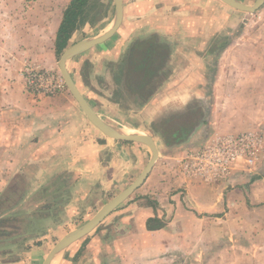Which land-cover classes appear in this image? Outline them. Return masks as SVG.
<instances>
[{
	"label": "crops",
	"instance_id": "obj_1",
	"mask_svg": "<svg viewBox=\"0 0 264 264\" xmlns=\"http://www.w3.org/2000/svg\"><path fill=\"white\" fill-rule=\"evenodd\" d=\"M122 1L116 33L68 69L106 124L150 135L159 158L125 203L52 264H264V118L254 116L252 98L264 94L256 80L264 54L252 53L256 39L242 40L248 24L240 21L264 5L247 13L221 0ZM21 2L0 0V206L11 205L0 207V239L14 237V221L41 230L55 220L56 230L38 231L30 246L43 264L45 249L130 187L152 153L103 133L68 88L55 97L33 94L24 74L27 66H55L72 45L109 31L114 0L91 8L104 18L79 23L60 53L57 36L72 0L63 8L62 0ZM243 134L256 141L252 164L239 159L225 173L202 174L185 166L190 153ZM18 206L22 217L6 219ZM51 235L58 239L48 242Z\"/></svg>",
	"mask_w": 264,
	"mask_h": 264
},
{
	"label": "water",
	"instance_id": "obj_2",
	"mask_svg": "<svg viewBox=\"0 0 264 264\" xmlns=\"http://www.w3.org/2000/svg\"><path fill=\"white\" fill-rule=\"evenodd\" d=\"M221 1L236 10L247 12V13H255L264 5V0H256L253 5L245 4L240 0H221ZM114 4H115V17H114V21L112 23L111 29L107 31L106 33H103L102 35H99L93 38H88L83 41H79L78 43L66 49V51L63 53L59 61V70L66 82L67 88L69 89L70 93L75 98V100L78 102V104L80 105L84 113L87 115V117L90 119V121L98 129H100L107 136L115 140L130 141V142L142 143V144L147 145L152 153V157L148 165L144 169V171L141 173V175L136 179V181L130 187L125 189L121 194L116 196L109 203H107L104 207H102V209L94 216L93 219H91L90 221H88L83 226L73 231L66 237L62 238L54 246L51 252L47 255L43 264H52L55 257L59 255V253L64 251L70 245L80 241L81 239L89 235L92 231H94L102 223V221L106 217H108L118 207H120L123 203H125V201L128 200L129 197H131V195L139 187L143 185L148 175L150 174L152 168L154 167L156 161L159 158L156 143L150 135L129 134V133H125L121 130L116 129L115 127H112L106 124L96 114V112L91 108V106L85 100L83 95L80 93L68 69L69 62L75 56L106 42L116 33L123 19V1L114 0Z\"/></svg>",
	"mask_w": 264,
	"mask_h": 264
},
{
	"label": "rangeland",
	"instance_id": "obj_3",
	"mask_svg": "<svg viewBox=\"0 0 264 264\" xmlns=\"http://www.w3.org/2000/svg\"><path fill=\"white\" fill-rule=\"evenodd\" d=\"M12 4L14 6H21L22 2L21 0H11ZM67 1V0H66ZM113 1V0H112ZM245 4L248 5H253L255 3L256 0H240ZM104 3V0H103ZM65 6L64 4V0H62V4H61V8H63ZM101 8V2L100 0L97 1L96 3V10L99 11ZM95 10V11H96ZM243 15V14H242ZM246 16H242L245 17L243 18L242 21L245 24H248L246 26V30L243 32L242 35V40H247L250 38L256 39V41H258V45L257 42H252V44H254V50L252 53L254 54H260L263 53L264 54V49H261L260 45L261 43H263L264 41V8L263 10H261L258 14H255L254 16H252V14H244ZM114 17V13H111L109 15V19H107V21L111 22V20ZM242 26V24H241ZM244 27V26H243ZM86 33H91V31H87V32H82L81 36H90V34H86ZM46 58V60H48V57L45 55L44 56ZM61 57V56H60ZM59 57V58H60ZM60 61V59H59ZM59 61L57 62V64L55 66H52L51 68H49V70L51 71H58L59 69ZM264 69V68H263ZM256 70H261L260 66L256 67ZM256 80L258 82L263 81L264 82V73L262 72V77L261 78H256ZM253 106L256 108L254 110V116H256L257 118L263 119L264 118V109H260V103L263 102V108H264V94L260 96V98L256 97L255 95L253 96ZM264 151V148L262 149ZM264 155V152H263ZM262 163L264 166V159H262ZM4 201V200H3ZM4 202H2V205L0 206L2 211L4 212L5 208H10L11 205H9V203H7L4 206ZM17 210H15L14 212H12L11 214H9L8 216H6L5 218L7 219L8 217H22L20 214V207L18 206L16 208ZM1 211V212H2ZM10 218V219H12ZM9 219V220H10ZM13 225V233L12 235L14 237H9V238H1L0 239V252H3L0 254V262L2 264H6V263H16V264H36V260L38 257V254H36V251L34 248H30L31 245H35V235L36 233L39 231H44L45 233L48 232V230L53 229L54 231L56 230V226L58 225L57 222L51 221L48 223H45L44 225V229L41 227L38 229L36 226H31L30 228H27L24 226V223H18L17 221H14L12 223H10L9 225ZM79 224H85V223H79ZM81 225V226H82ZM20 226V227H19ZM22 226V228H21ZM55 226V228H54ZM22 232V234L20 235L19 232ZM17 232V233H15ZM54 235V234H53ZM51 235V237L48 239V242H54V240H57L58 238ZM24 238L23 241L21 242V238ZM28 238H31L30 240H28ZM57 238V239H56ZM47 241V240H45ZM6 252V253H4ZM45 254V255H44ZM43 254V258L47 256V250L45 249V252ZM40 256H42V254L39 253V258Z\"/></svg>",
	"mask_w": 264,
	"mask_h": 264
},
{
	"label": "built area",
	"instance_id": "obj_4",
	"mask_svg": "<svg viewBox=\"0 0 264 264\" xmlns=\"http://www.w3.org/2000/svg\"><path fill=\"white\" fill-rule=\"evenodd\" d=\"M24 74L33 94L55 97L67 89L66 82L59 71L27 66ZM255 147L256 141L250 134L230 136L219 139L200 151L190 153L184 164L190 172L195 174H202L208 170H220L221 173H225L239 159L252 164L255 158Z\"/></svg>",
	"mask_w": 264,
	"mask_h": 264
},
{
	"label": "trees",
	"instance_id": "obj_5",
	"mask_svg": "<svg viewBox=\"0 0 264 264\" xmlns=\"http://www.w3.org/2000/svg\"><path fill=\"white\" fill-rule=\"evenodd\" d=\"M97 1L98 0H72L65 11L64 20L58 32L56 41V51L58 53L66 48L68 40L71 38L79 23H83L85 19L88 20L91 16V22L93 24L101 18H104V16L101 17L98 13L91 14L89 11L91 8L93 11L96 10ZM105 15L107 14L105 13Z\"/></svg>",
	"mask_w": 264,
	"mask_h": 264
},
{
	"label": "bare ground",
	"instance_id": "obj_6",
	"mask_svg": "<svg viewBox=\"0 0 264 264\" xmlns=\"http://www.w3.org/2000/svg\"><path fill=\"white\" fill-rule=\"evenodd\" d=\"M55 264V263H54Z\"/></svg>",
	"mask_w": 264,
	"mask_h": 264
}]
</instances>
